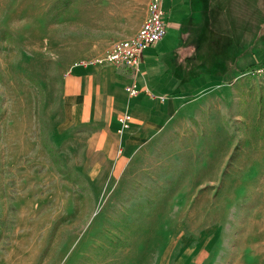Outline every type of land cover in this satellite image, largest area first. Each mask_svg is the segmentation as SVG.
Here are the masks:
<instances>
[{"label":"rangeland","instance_id":"1","mask_svg":"<svg viewBox=\"0 0 264 264\" xmlns=\"http://www.w3.org/2000/svg\"><path fill=\"white\" fill-rule=\"evenodd\" d=\"M151 1L0 0V264H264V63L197 92L130 156L88 150L93 126L59 132L67 73L102 66ZM167 35L176 71L200 55Z\"/></svg>","mask_w":264,"mask_h":264},{"label":"crops","instance_id":"2","mask_svg":"<svg viewBox=\"0 0 264 264\" xmlns=\"http://www.w3.org/2000/svg\"><path fill=\"white\" fill-rule=\"evenodd\" d=\"M166 3L167 0H163L166 16L168 12L171 18L172 14L175 16V12L178 13L176 20L171 21L166 17L167 27H175L180 41L187 45L189 30L185 24L189 17L183 18L185 11L188 14V8L190 11V0H171L168 9ZM166 36L167 33L164 38ZM164 38L143 51L137 75L129 68L116 65L87 67L82 64L73 67L63 83L66 118L59 132L67 134L84 125L93 126L95 134L89 141L88 150L97 153L126 151V156H130L137 150L148 149L154 139L167 133L170 127H176L177 122L182 120L180 115L184 108L191 104L197 92L218 87L224 75H215L212 70L218 72L223 66L215 64L212 68L196 67L197 61L194 58L190 62L189 58H181L183 63L186 61V65L176 71L174 61L170 60L175 45L164 43ZM261 39L260 43L251 42V55L240 58L237 62L238 70L232 69L229 72L231 75L244 74V69L264 63V37ZM255 49L258 54L254 53ZM191 54L193 52L188 55ZM133 81L139 89L148 87L154 94L165 96V101L151 99L143 92L137 97H130L125 88ZM124 113L131 115L130 128L119 132L118 117ZM113 158L116 173L123 170L126 165L124 155L119 154Z\"/></svg>","mask_w":264,"mask_h":264},{"label":"trees","instance_id":"3","mask_svg":"<svg viewBox=\"0 0 264 264\" xmlns=\"http://www.w3.org/2000/svg\"><path fill=\"white\" fill-rule=\"evenodd\" d=\"M190 4L193 13H198L200 17L198 20L190 17L186 21L189 30L187 46H194L195 51L201 50V58L196 54L191 55L188 62L194 58L198 63L202 61L212 66L221 64V71L212 70L213 74L219 76L232 69L238 70L237 62L244 54L251 52V42L260 43L264 36V30L259 33L258 26L254 24L258 18L264 20V0H190ZM244 19L252 20L251 25L256 26V32L249 28L250 23ZM222 55L224 59H221ZM247 71L244 69L242 73Z\"/></svg>","mask_w":264,"mask_h":264},{"label":"built area","instance_id":"4","mask_svg":"<svg viewBox=\"0 0 264 264\" xmlns=\"http://www.w3.org/2000/svg\"><path fill=\"white\" fill-rule=\"evenodd\" d=\"M148 15L141 24L138 32L124 42L116 43L112 50L103 58L93 64L116 65L118 67L129 68L134 74H139L142 62L143 51L158 43L167 33L166 11L163 8V0H152L147 9ZM260 72L264 67L259 68ZM130 97H137L141 92L156 99L159 102L165 101V96L156 95L148 88L139 89L136 82L130 83L126 88ZM120 123L119 132H124L130 128L131 115L124 113L118 117Z\"/></svg>","mask_w":264,"mask_h":264}]
</instances>
